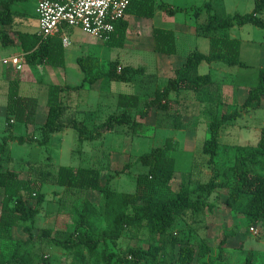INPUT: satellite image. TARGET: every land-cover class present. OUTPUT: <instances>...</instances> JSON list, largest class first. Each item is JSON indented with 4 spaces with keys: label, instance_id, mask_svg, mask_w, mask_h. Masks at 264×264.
<instances>
[{
    "label": "trees",
    "instance_id": "16d2710c",
    "mask_svg": "<svg viewBox=\"0 0 264 264\" xmlns=\"http://www.w3.org/2000/svg\"><path fill=\"white\" fill-rule=\"evenodd\" d=\"M16 1L28 0H0L1 45L18 46L23 53V61L30 67L45 65L63 68L65 48L61 43L60 33L45 39L37 33L16 32L11 35L7 27L13 26L15 15L11 6ZM254 3L255 6L249 13H234L224 17L213 11L210 1L196 8L193 11L196 18L202 11L206 15L202 22L196 23L195 28L197 35L208 38V52H190L173 69V78L162 88H157L153 96L143 104L137 95L119 96L115 111L100 122H92L91 117L80 121L72 117L67 123L63 122L67 108L62 102V93L82 89L91 60L76 59L84 74L83 84L48 86V111L39 128L40 137H36L33 132L14 135V124H35L38 99L21 95L17 79L8 82L6 130L0 138V264H61L59 259L48 253L52 247L64 252L66 264H215L221 260L230 235L223 234L218 245V255L213 259L211 247L205 238L198 235L194 225L202 224L206 214L214 209L210 196L220 187L229 189V198L224 200L226 207L231 208L242 196H247L241 215L249 228L264 221V171H251L249 168L259 166L261 162L264 167V127L255 146L237 148L232 167L234 182L230 186L212 178L207 183L191 187L192 176L187 175L182 177L178 189L173 191L171 182L175 173V159L170 152L175 150L176 143L172 139H167L163 146L153 148L133 161L128 160L115 172L114 175L119 176L129 173L136 165L144 168L134 176V190L131 192L111 189L110 179L113 175L108 174L105 178V174L94 167L58 166L53 171L48 162L28 169L30 175L24 178L20 172L7 167L15 161L10 150L12 142L46 146L52 134L62 132L67 127L77 132L81 144L99 139L106 132H116L118 128L136 130L152 111L167 113L172 101L171 94L183 91L191 92L200 104L208 103L214 97H218L220 101V85L209 73L201 74L199 68L203 64L213 63H221L227 67H246L240 59V41L229 37L226 32L244 25L264 29V18L259 16L264 12V0H254ZM158 9L169 16L185 11L173 9L163 1L131 0L126 16L152 19ZM127 30L128 21L125 18L119 20L104 44L108 47H123ZM152 38L156 53L167 56L176 53L172 31L154 28ZM142 72V67L130 66H125L118 72L117 64L111 63L107 72L93 76L88 83L95 84L103 79L128 83L131 75H140ZM263 97L264 68H260L257 83L248 89L241 106L230 112L223 111L208 123L209 137L202 145L201 154L208 157L210 163L218 153L223 127L245 113L258 110ZM135 115L138 119H134ZM44 185L62 187L65 191L98 193L100 202L96 205L84 198L81 209L74 215L73 227L68 231L59 232L51 227L39 228L36 217L41 214L45 202V194L42 192ZM181 223L185 225L182 228ZM16 227L21 228L24 237L13 236L12 231ZM125 232L137 244L121 250L119 241ZM141 235L144 236L143 239H140ZM244 264L253 262L248 257Z\"/></svg>",
    "mask_w": 264,
    "mask_h": 264
},
{
    "label": "rangeland",
    "instance_id": "374dc122",
    "mask_svg": "<svg viewBox=\"0 0 264 264\" xmlns=\"http://www.w3.org/2000/svg\"><path fill=\"white\" fill-rule=\"evenodd\" d=\"M163 1L172 4L175 9L183 10L184 7L194 5L199 7L205 0ZM235 5L236 9L228 11L244 14L253 9L254 1L235 0ZM19 6L26 8L27 11L32 9V3L25 1L13 4L12 10H17ZM227 6L229 9L230 5ZM203 13L205 16V12ZM216 13L223 17L225 15V12L219 9ZM175 20L180 25L185 23L186 29L194 22L193 17L189 20L183 14L176 16ZM129 22V35L126 36L123 47H108L103 41L82 33L78 28H70L73 29L72 43L65 48L63 68L45 65L30 67L23 62L22 70H30L33 74L28 80L29 85H25L23 90L25 89L26 93L38 99L36 123L32 129L36 137H40L39 128L46 117L48 86L83 84L84 74L76 63L77 58L91 61L82 89L62 93V102L69 107L64 123L72 117L82 120L77 115L82 113L78 110L79 108L91 109L92 122L103 121L115 111L119 96L137 95L143 104L153 96L157 88H162L173 78V70L168 69L166 61L158 58L154 51V42L151 38L149 39L151 21L130 17ZM153 23L156 26L162 24L159 18H156ZM162 25L174 28L173 21H167ZM134 29L140 31L141 35H135ZM226 34L241 40L240 59L246 67L223 65L228 70L215 72L209 67L211 65L203 64L199 68L201 74L209 73L220 85V101L218 97H214L208 103L200 104L196 102L191 92L183 91L177 98L171 99L173 102L171 101L170 110L167 113L161 110L152 111L136 130L118 128L116 132H106L99 139L81 144L77 132L67 127L63 132L53 134L46 146L40 147L36 143L19 145L13 142L10 144V150L15 161L10 168L20 172L21 177L24 178L30 175L28 169L37 167L36 164L43 165L48 162L51 163L53 171L58 166L94 167L100 169L101 173L105 174V178L108 174L113 175L110 179L111 189L131 192L134 190V176L144 168L136 165L130 169L129 173L119 176L114 175L115 172L120 170L128 160L133 161L137 156L163 146L167 139H172L176 143L175 150L170 152L175 159V173L171 182L173 191L178 189L182 177L187 175L192 176L191 187L207 183L212 178L218 183L232 185L234 182L232 167L236 150L245 146L253 147L258 143L264 127V106L255 112L243 114L239 119L223 127L219 137L218 153L211 163L208 157L201 154V149L209 137L207 125L211 119L219 117L223 111L230 112L238 109L245 100L246 91L256 85L259 67H264V43H259L263 41L264 30L252 25H244L233 27ZM199 40L203 44L199 46V50L205 52L206 42L209 41L204 38ZM13 47H3L0 43V50H12ZM190 47H193V41L186 38V42L180 44L179 56L170 60L177 62L184 59ZM111 63L117 64V69L120 68V70L125 66L142 67L143 72L140 75H131L128 83L108 79L99 80L91 85L88 83L93 76L107 72ZM5 91L6 85L3 83V86L0 85V95L3 92L4 100ZM177 115L179 117L174 118ZM134 119H138L137 115ZM13 127L16 134H25V125L16 123ZM249 168L251 171H264L262 162L259 166H249ZM42 192L45 194V202L41 214L36 217L37 227H51L59 232L68 231L73 227L74 215L81 209L84 198H88L96 205L100 202L99 194L94 192L65 191L62 187L52 185H44ZM227 198H229V189L221 187L215 189L210 196V202L215 205L214 209L206 214L202 224H195L194 228L200 237L208 241L213 259L218 255V245L223 239V234L230 235L226 240L221 260L216 261L215 264H244L248 257L253 264H264V221L254 225L257 235L252 234L245 218L241 215L247 196H242V199L238 203H233L231 208L224 206V200ZM184 226V223L180 224V228ZM13 235L24 237L20 227L14 228ZM130 236L128 232L124 233L119 241L121 250L137 244V241ZM143 238L144 236L141 235L140 239ZM143 242L145 244V241ZM48 251L51 256L59 259L61 264H66L64 252L53 247Z\"/></svg>",
    "mask_w": 264,
    "mask_h": 264
},
{
    "label": "crops",
    "instance_id": "0c3cea01",
    "mask_svg": "<svg viewBox=\"0 0 264 264\" xmlns=\"http://www.w3.org/2000/svg\"><path fill=\"white\" fill-rule=\"evenodd\" d=\"M29 2H31L32 3V9H31V11H27L26 10V8H24V7H22V6H19L18 7V9L17 10H12L13 11V13H14V15H15V19H14V23H13V26H11V27H7V29L9 30V32H11V35L13 36L14 35V33H16V32H27V33H37V31H38V23H37V17H36V13H35V9H36V5H37V2L39 1V0H28ZM27 1V2H28ZM160 1H163V0H158V3L160 2ZM206 1H210L211 2V5H212V7H213V11L216 13L217 12V10L219 9V10H222L223 12H225V15L224 16H226V15H228V14H234V13H238V12H232V11H228V10H234V9H236V5H235V0H205L204 2H206ZM254 1V0H253ZM19 2H21V1H16V2H14L13 4H15V3H19ZM23 2H25V1H23ZM163 2H165V3H167L171 8H173V9H175L174 7H173V5L172 4H170V3H168L167 1H163ZM203 2V3H204ZM202 3V4H203ZM201 4V5H202ZM230 5L229 6V9H227L228 8V6L227 5ZM200 5V6H201ZM199 6V7H200ZM254 6H255V3H254ZM196 8H198L196 5H194V6H192V7H184V9L183 10H185V11H183V12H179V13H176L175 15H173V16H169V15H167L164 11H162V10H160V9H158V10H156V13H155V15H154V17L152 18V19H146V20H150L151 21V29H149L148 31V34H149V39L151 38V40L153 41V38H152V30L154 29V28H158V29H163V30H170V31H172L173 33H174V36H175V46H176V53L174 54V55H170V56H167V55H162V54H159V53H156L155 52V54L158 56V58L159 59H161V61H166L167 63H168V69H175V68H177L184 60H185V58L187 57V55L190 53V52H192L193 50H198V51H200L199 50V46L200 45H203L202 44V42H199L200 40L199 39H202V38H204V39H206L207 41H209L208 40V38L207 37H204V36H199V35H197V33H196V28H195V26H196V23L198 22V21H200V22H202L204 19H205V17H206V15L204 16V13H203V11L200 13V15H199V17L198 18H196L194 15H193V11L196 9ZM254 8V7H253ZM11 9H12V6H11ZM178 9V8H177ZM253 10V9H252ZM251 10V11H252ZM250 11V12H251ZM227 12H229V13H227ZM249 13V12H248ZM179 14H183L184 15V17H188V19L189 20H191V17H193L194 18V22H193V24L192 25H189V28L188 29H186V28H184V26H185V23H183L182 25H180V24H177L176 23V20H175V17L176 16H178ZM217 14V13H216ZM239 14H241V13H239ZM218 15V14H217ZM261 18H264V12L262 13V14H260L259 15ZM130 17H135V16H131V15H127L126 17H125V19L128 21V30H127V35H129L128 33H129V29H130V22H129V19H130ZM221 17H223V16H221ZM156 18H159V20H160V22L162 23V24H164V23H166L167 21H173V23H174V28L172 29V28H169V27H165V26H163L162 24H160V26H156L154 23H153V21L156 19ZM156 26V27H155ZM148 29V28H147ZM260 29H263V28H260ZM67 30V29H66ZM66 30H64V32H65V35H67L68 36V38H69V40H70V45H71V43H72V41H71V35H72V32H73V29H70L69 31H66ZM264 30V29H263ZM133 32V31H132ZM131 33V32H130ZM134 33H135V35H141V33H140V31H138L137 29H134ZM264 36V35H263ZM184 37V38H183ZM186 38L187 39H192V41H193V47H190L191 49H189V51H188V53L186 54V55H184V56H186V57H184V59H180V60H178L177 62H174V60H170V58H174V57H178L179 55V50H180V44L182 45L184 42H186ZM231 38H235V37H231ZM236 39H238V38H236ZM239 40V39H238ZM202 41V40H201ZM240 41V48H241V46H242V43H241V40H239ZM256 42V41H255ZM254 42V43H255ZM259 42V41H258ZM207 43V46H206V49H205V52H203V53H207L208 52V49H209V47H208V43L209 42H206ZM259 43H264V38H263V41L262 42H259ZM256 44H258V43H256ZM69 45V46H70ZM68 46V47H69ZM153 46H154V44H153ZM13 47V46H12ZM65 48H67V47H65ZM200 52H202V51H200ZM15 55H23V53H22V51H21V49L18 47V46H14L13 47V49L12 50H4V49H2V50H0V82L2 83V84H0L1 86H3V83L6 85V91H5V93L7 92V85H8V82L10 81V80H12V79H17L19 82H20V85H19V92H20V94L21 95H23V96H27V97H35L34 95H32V94H29L28 92L26 93V91H25V89L23 90V87L25 86V85H29V82H28V80L30 79V77H32L33 76V74H31V72H30V70H20L19 72H15L14 70H13V68L11 67V66H9V65H5V64H3V60L4 59H9L10 57H13V56H15ZM240 56H241V51H240ZM180 58H182V57H180ZM22 66H23V64H22ZM24 67H26V65H24ZM209 67H211V69L212 70H214V72L216 71V70H221V71H226V70H228L227 68H225L224 66H223V64H221V63H213V64H211V66H209ZM260 68H264V67H262V66H260L259 67V69ZM259 71V70H258ZM14 76H16L15 78H14ZM213 78V77H212ZM213 80H215L214 78H213ZM21 90H23V93H21ZM248 91V90H247ZM247 91H246V94H247ZM179 94H171V98H177V96H178ZM191 95V94H190ZM62 97H63V95H62ZM4 98V96H3V92H2V95H0V138L2 137V135L4 134V132H5V130H6V123H5V116H6V114H5V105H6V95H5V100L3 99ZM35 98H37V97H35ZM245 98H246V96H245ZM63 99V98H62ZM63 101V100H62ZM64 104V106L67 108V112H68V109H69V107L67 106V104H65V103H63ZM264 106V97L262 98V102H261V106H260V108L259 109H261L262 107ZM78 110H80V111H82V113L81 114H77L78 116H80V118H85V117H87V118H90L91 117V119L93 118L92 116H91V109L89 110H86V109H78ZM47 111H48V108L46 109V115H47ZM92 111H94L93 109H92ZM255 112V111H254ZM37 113H38V108H37ZM36 117H37V114H36ZM46 118V117H45ZM75 119H76V117H75ZM77 121H80V120H78V119H76ZM36 123V122H35ZM14 126H15V124H14ZM33 127H34V125H29V126H25V133L26 132H32V129H33ZM14 128L15 127H13V133H14V135H16V136H20V135H18V134H16L15 132H14ZM65 130V129H64ZM63 130V131H64ZM62 131V132H63ZM60 133V132H59ZM56 134V133H55ZM53 135V134H52ZM51 135V136H52ZM13 143V142H12ZM16 143V142H15ZM10 165L11 164H9V165H7V167L8 168H10ZM11 169V168H10ZM14 233V229H13V231H12V234ZM14 236V235H13ZM15 237V236H14ZM18 238H22V236L21 237H18ZM204 238V237H203ZM208 242V241H207ZM209 244V243H208ZM210 246V245H209Z\"/></svg>",
    "mask_w": 264,
    "mask_h": 264
},
{
    "label": "built area",
    "instance_id": "2783aa9c",
    "mask_svg": "<svg viewBox=\"0 0 264 264\" xmlns=\"http://www.w3.org/2000/svg\"><path fill=\"white\" fill-rule=\"evenodd\" d=\"M131 0H39L35 13L38 23L37 35L43 39L61 34L62 46L68 47L70 40L64 30L78 28L82 33L105 42L114 30V25L126 17ZM15 72L22 69L23 55L4 59ZM120 71V68L117 69ZM249 231L257 235L255 227Z\"/></svg>",
    "mask_w": 264,
    "mask_h": 264
}]
</instances>
